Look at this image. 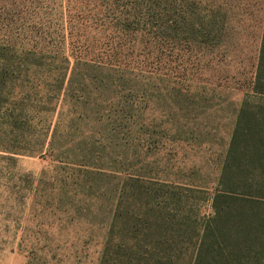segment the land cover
Here are the masks:
<instances>
[{
  "label": "rangeland",
  "instance_id": "rangeland-1",
  "mask_svg": "<svg viewBox=\"0 0 264 264\" xmlns=\"http://www.w3.org/2000/svg\"><path fill=\"white\" fill-rule=\"evenodd\" d=\"M263 38L264 0H0V264H264Z\"/></svg>",
  "mask_w": 264,
  "mask_h": 264
},
{
  "label": "trees",
  "instance_id": "trees-1",
  "mask_svg": "<svg viewBox=\"0 0 264 264\" xmlns=\"http://www.w3.org/2000/svg\"><path fill=\"white\" fill-rule=\"evenodd\" d=\"M264 54V38H263V43L261 46V54L259 57V65H258V69L261 70L262 69V60H263V55ZM258 81H259V76L257 77ZM228 183V180L225 179H221L219 181V185H221V189H219V191L216 193V195L214 196V200H213V206H216V203L218 202V200L222 197V198H229L231 200L236 199L235 201H239L242 203H245L247 206L252 207L253 204L256 203H260V198L256 195H250V196H236V195H231L229 194V192H231V189H226V185ZM258 186V183L256 184ZM239 197V198H236ZM200 254V253H199Z\"/></svg>",
  "mask_w": 264,
  "mask_h": 264
}]
</instances>
